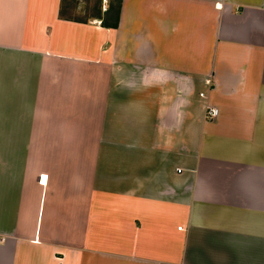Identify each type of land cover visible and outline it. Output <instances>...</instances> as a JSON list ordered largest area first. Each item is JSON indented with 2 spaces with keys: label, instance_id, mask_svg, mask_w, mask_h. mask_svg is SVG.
<instances>
[{
  "label": "crops",
  "instance_id": "0c3cea01",
  "mask_svg": "<svg viewBox=\"0 0 264 264\" xmlns=\"http://www.w3.org/2000/svg\"><path fill=\"white\" fill-rule=\"evenodd\" d=\"M61 2L0 0V264H264V0Z\"/></svg>",
  "mask_w": 264,
  "mask_h": 264
},
{
  "label": "trees",
  "instance_id": "16d2710c",
  "mask_svg": "<svg viewBox=\"0 0 264 264\" xmlns=\"http://www.w3.org/2000/svg\"><path fill=\"white\" fill-rule=\"evenodd\" d=\"M86 0H62L59 17L62 20L77 23H89L100 20L106 28H117L120 21L122 0H110L107 10H102V0H96L94 6L86 7L85 14L77 13L78 3ZM88 1V0H87Z\"/></svg>",
  "mask_w": 264,
  "mask_h": 264
},
{
  "label": "rangeland",
  "instance_id": "374dc122",
  "mask_svg": "<svg viewBox=\"0 0 264 264\" xmlns=\"http://www.w3.org/2000/svg\"><path fill=\"white\" fill-rule=\"evenodd\" d=\"M96 0H86L78 3L77 13L80 15L85 14L86 7L94 6ZM110 0H102V10L105 6L108 8ZM21 121V120H20ZM27 121V120H23ZM31 127V131L36 133L50 132L52 135L63 134H75L78 120H28ZM20 128V127H19ZM69 147H74L71 144Z\"/></svg>",
  "mask_w": 264,
  "mask_h": 264
},
{
  "label": "built area",
  "instance_id": "2783aa9c",
  "mask_svg": "<svg viewBox=\"0 0 264 264\" xmlns=\"http://www.w3.org/2000/svg\"><path fill=\"white\" fill-rule=\"evenodd\" d=\"M217 115H218V111L216 109H212V108L208 107L207 112H206V118L207 119H214ZM180 229H182V228H180Z\"/></svg>",
  "mask_w": 264,
  "mask_h": 264
}]
</instances>
